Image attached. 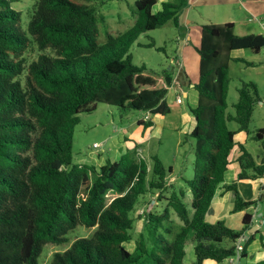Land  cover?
Listing matches in <instances>:
<instances>
[{"label": "trees", "instance_id": "trees-1", "mask_svg": "<svg viewBox=\"0 0 264 264\" xmlns=\"http://www.w3.org/2000/svg\"><path fill=\"white\" fill-rule=\"evenodd\" d=\"M11 1L16 0H0V264H39L44 244L67 241L68 231L77 224L94 228L54 251L47 264H184L188 239L195 254L192 264L221 262L235 254L237 238L250 228L253 213L245 210L238 228L223 218L208 221L205 214L219 187L232 191L231 211L261 199H245L235 182L223 181L234 147L239 150L237 178L264 174V127L249 128L260 99L256 83L238 80L232 110L227 103L230 60L254 64L231 51L259 52L264 33L237 34L233 21L200 25L197 100L188 104L194 124L187 135L194 139V157L192 175L185 179L191 192L187 203L182 186L166 194L172 166L156 154L149 163L137 156L135 144L100 165L73 163L72 143L78 113L94 110L98 101L122 111L170 110L166 93L175 79L173 66L150 73L144 64L132 61L129 48L145 30L169 19L179 25L188 0H163L157 10L156 0H135L134 22L121 32L107 33L102 43L96 38L95 6L86 3L90 0H34L25 28ZM178 73L186 75L182 68ZM137 123L147 127L153 120L138 118ZM240 132L247 140L259 141L260 161L237 138ZM108 190L116 193L109 202ZM147 191L156 192L155 201L164 199L166 204L161 211H147L146 206L137 214L142 229L133 238L135 219L130 212ZM170 209L181 221L177 230ZM245 235L236 264L245 260L255 236L263 255L254 264H264L262 232ZM131 240L134 246L129 249L125 243Z\"/></svg>", "mask_w": 264, "mask_h": 264}, {"label": "rangeland", "instance_id": "rangeland-1", "mask_svg": "<svg viewBox=\"0 0 264 264\" xmlns=\"http://www.w3.org/2000/svg\"><path fill=\"white\" fill-rule=\"evenodd\" d=\"M33 1L34 0L11 1V5L21 12V25L24 28L26 27L29 14L33 10ZM80 1L85 2L84 0ZM134 1L135 0L86 1L87 4L95 6L98 15L96 21V38L98 42H104L107 33L116 34L121 32L134 22ZM162 1L163 0H156L153 5V10L161 8ZM180 10H183V8ZM210 12H212L210 6L204 7L201 4L185 7L183 14L179 16V25L175 24L172 19H169L162 25L141 32L129 48L132 61L136 64H144L147 69L150 70V73H155L164 67L172 65L175 78L178 74V69L184 66L187 70V74L179 78L182 79L181 82L185 85V88H189V86L186 85L189 78L194 80L197 75L198 66L197 60H194V57L198 56V51H196L194 47L198 45L200 38V25L202 24L201 22L204 21L203 14H208ZM247 16H250V20H254V17L246 13L245 17ZM186 18H190L192 21L188 23L186 22ZM196 38L198 40H196ZM149 42H153V44L150 45ZM184 46H188L184 52L186 60H184V54L182 52ZM259 52L260 54H264L263 50ZM236 53L242 56H244V54H255L248 48H236L231 51L232 55ZM260 64H264V62ZM261 69L262 68L258 70L257 65H245L244 62L239 60H230L229 73L231 83L227 95L229 110H232V102L237 98L236 87L240 79L255 81L260 98L261 100L264 99V70ZM252 112L249 128L255 129L261 125L264 126V104L262 105L260 103V99L255 102ZM185 113L188 114L189 118L184 115ZM78 117L79 120L75 124L73 131V163H91L96 160H104L103 162H105L106 158L117 159L121 153L127 149H132L136 144L137 156L146 158L150 163L151 155L156 154L166 166H172V171L167 175V181L171 185H168L166 194H168L172 188L182 186L187 189L185 199L186 202L189 203L191 192L186 185L185 179L192 175V162L194 157L192 146L194 139L187 135V130L193 121V115L188 108V101L185 96H181L180 102L170 103V110L164 113L163 116H159V113H150L146 110L135 108H128L122 111L115 104L98 101L94 110L81 111L78 113ZM139 117H151L153 120L152 126L144 127L142 124L137 123ZM230 125L233 127L236 124L230 122ZM93 142H96L97 146H93ZM249 143L251 146L248 147L256 155V148H258L257 144L259 141L250 139ZM225 175L231 178V170L228 169ZM259 177L260 176L249 178L247 181H252L253 183L254 181L258 182L257 188H259ZM261 177L260 179H262ZM233 179L236 180L235 177ZM262 191L264 192V189H262ZM114 195H116L114 191L108 190L105 193L106 200ZM155 196L156 192H145L138 198L134 208L131 210L130 214L135 219L134 228L132 229L133 238L136 237L137 233L142 229V219L139 218L137 214L141 213V209L143 210L144 207L146 208L148 205L147 200L149 198L154 199ZM212 202H214L213 210L206 212V220L214 221L218 218H223L231 227L238 228L241 226V215L243 210L231 211L233 204V193L231 190H228L223 201L212 200ZM165 204L166 200L164 199L157 202L154 199L151 208L161 211ZM247 210L253 213V222L251 226L253 224L257 225V220L261 219V228L264 230V199L262 200L261 198L256 205L248 207ZM170 217L174 220L173 224L177 230L181 225V221L173 209H170ZM165 223L171 224L166 221ZM93 228L94 227L85 226L84 224H77L73 229L68 231L67 241L59 244L46 242L39 256V264H47L54 251L67 248L76 237L90 235ZM262 233L264 234V232ZM125 244L129 249H132L134 246L133 240ZM194 259L193 243L188 239L185 242L184 264H192ZM205 264H208V262L206 261ZM215 264L229 263L224 259L221 262H215Z\"/></svg>", "mask_w": 264, "mask_h": 264}, {"label": "crops", "instance_id": "crops-1", "mask_svg": "<svg viewBox=\"0 0 264 264\" xmlns=\"http://www.w3.org/2000/svg\"><path fill=\"white\" fill-rule=\"evenodd\" d=\"M197 4H201L204 7L210 6L212 8V12H210L208 14H203L204 21H202L201 23H203V22L233 21L234 22V32L237 34H244V33H249V32H262V33H264V0H188V5L186 7L194 6ZM239 4H241V5H239ZM243 9H244V11H243ZM246 13L248 15H251L252 17H254L253 18L254 20H250V16H247L248 18L245 17ZM191 21L192 20H190V18H186V22L189 23ZM196 40H198V39L196 38ZM199 40H200V38H199ZM198 44H199V41H198ZM197 46L198 45H195L194 49H196ZM186 47H188V46H184V48L182 49L183 54L185 52ZM262 50L264 51V48H262L260 51H262ZM196 51H197V49H196ZM236 55H239V54L236 53L234 56H236ZM198 56H199V54H198ZM198 56L194 57V60L195 59L197 60V66H198V59H199ZM239 56H242V55H239ZM244 57L246 59L249 58V60H252L254 62L253 66L257 65L258 70H260V68H262L261 70H264V64H260V63L264 62V54H260V52H257L253 55L252 54H244ZM184 60H186L185 54H184ZM182 69H184V71L187 74V70L184 68V66L182 67ZM179 77H180V75L178 73L176 75V78H175V81H177V83L172 84L166 93V101L168 102V100H169V102H168L169 106H170V103H172V102L177 103L178 100L176 99V96H177V94H180L181 96L182 95L185 96V98L188 101V104L194 105L196 103V100H197V91L194 88V83L196 82V80L198 78V69H197L196 78L194 80L192 78H189L188 83H186V85L189 86V88H187V89L185 88V85H183V83L181 82L182 79ZM180 101L181 100H179V102ZM260 103L263 105L264 99L261 100V98H260ZM155 114H158V113H155ZM163 115L164 114L159 113V116H163ZM184 115L187 116V118H189L187 113H185ZM139 118H141V117H139ZM185 123H187V122H185ZM193 124H194V118H193L191 126L189 127L188 130L191 129ZM151 126H152V124L150 125V127ZM259 127H264V126L261 125ZM237 138L244 142L245 147L252 153V155L254 156L256 161L261 160V157L263 155V148H262L260 143L257 144L258 148H256V155H255L251 151V149L249 148L251 146L249 143L250 140L246 139L245 133L240 132L238 134ZM259 144H260V146H259ZM238 153H239V150L237 149V147H234L232 152H231L232 162L230 163V167L228 168L231 170V175H230L231 178L227 177L225 175V179L223 181L224 184H229V183L235 182L238 189H239V192L241 193V195L245 199L255 198L258 195H261V198L263 200L264 199V192L262 191V189H264V181H263L264 175L262 177L260 176L262 179H260V177H259V184H260L259 188H257L258 182H255V181H254V183L252 181L248 182L247 179H249V178H237V172L239 170V164L235 160V157L237 156ZM103 161L96 160V161L91 162V163L97 165V164H101ZM225 174H226V172H225ZM234 177L236 178V180L233 179ZM227 192H228V190H225L223 187H219L212 200L213 201L214 200L223 201L225 199V195ZM213 203L214 202L211 203L212 206H211L210 211L213 210ZM254 205H256V204H254ZM250 206H252V205H250ZM242 210H243L242 211V214H243V212L245 210H247V208L242 209ZM252 220H253V217H252ZM260 220L259 219L257 220V222H258L257 225L253 224L252 226H250V228L246 231V233L249 234V233H253L256 231L264 232V230H262V228H261ZM263 221H262V223H263ZM263 236H264V234H263ZM247 251L249 252V254L245 258V260H243V261L238 260V264H240V263L254 264L257 260H259L262 257L263 246L261 245V241H260L259 236H255L249 242V244L247 245ZM206 261L208 262V264H215V262L212 260H204L203 264H205ZM228 263L231 264L230 262H228ZM236 263H237V258H235V260L232 264H236Z\"/></svg>", "mask_w": 264, "mask_h": 264}, {"label": "built area", "instance_id": "built-area-1", "mask_svg": "<svg viewBox=\"0 0 264 264\" xmlns=\"http://www.w3.org/2000/svg\"><path fill=\"white\" fill-rule=\"evenodd\" d=\"M175 83H177V81H175V79H174L173 84H175ZM176 99L178 101L181 100V95L177 94ZM93 146H97L96 142L93 143ZM112 197L113 196H110L107 201L109 202L112 199ZM141 212H142V209H141ZM245 239H246V235L245 234H241L237 238L235 254L230 255L229 257H227L228 262H230L231 264L234 262L235 258H237L239 256L240 251L243 249V243H244Z\"/></svg>", "mask_w": 264, "mask_h": 264}, {"label": "water", "instance_id": "water-1", "mask_svg": "<svg viewBox=\"0 0 264 264\" xmlns=\"http://www.w3.org/2000/svg\"><path fill=\"white\" fill-rule=\"evenodd\" d=\"M153 202H154V199H151L150 202L147 205V208H146L147 211L151 209V207L153 205Z\"/></svg>", "mask_w": 264, "mask_h": 264}, {"label": "clouds", "instance_id": "clouds-1", "mask_svg": "<svg viewBox=\"0 0 264 264\" xmlns=\"http://www.w3.org/2000/svg\"><path fill=\"white\" fill-rule=\"evenodd\" d=\"M264 48V47H263ZM226 260H227V258H226Z\"/></svg>", "mask_w": 264, "mask_h": 264}]
</instances>
